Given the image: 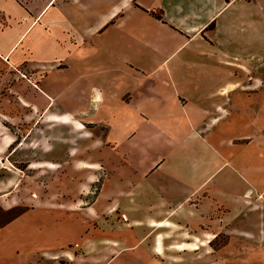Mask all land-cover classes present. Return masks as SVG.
Returning <instances> with one entry per match:
<instances>
[{
  "label": "crops",
  "instance_id": "obj_1",
  "mask_svg": "<svg viewBox=\"0 0 264 264\" xmlns=\"http://www.w3.org/2000/svg\"><path fill=\"white\" fill-rule=\"evenodd\" d=\"M2 132L0 155L100 178L83 209L116 250L264 252V0H0ZM78 214L50 220L84 246Z\"/></svg>",
  "mask_w": 264,
  "mask_h": 264
},
{
  "label": "rangeland",
  "instance_id": "obj_2",
  "mask_svg": "<svg viewBox=\"0 0 264 264\" xmlns=\"http://www.w3.org/2000/svg\"><path fill=\"white\" fill-rule=\"evenodd\" d=\"M10 121L12 124L5 120L3 123L7 132L16 136V144L26 128L19 121ZM3 135L6 134L0 133V137ZM27 149L24 145L22 155L27 159L8 152L0 155V264H264V252L247 253L241 259L226 255L223 249H218L226 242L223 235L211 242L214 253L201 254L184 262L151 255L143 242L116 250L112 241L99 236L117 233L120 231L116 228L118 224L111 222L109 217L95 222L93 209H83L92 203L100 178L89 185V180L94 178L92 171L85 170L81 162L73 165L70 161V164L64 161V176H55L50 171V161L41 158L44 144L39 146L40 153L35 148L33 153L26 154ZM82 171H88L87 175L78 173ZM63 183H67V189ZM61 210L70 211L76 218H79L78 211H89L94 219L88 227L89 235L93 236H88L91 240L86 245L81 246L73 234L64 238L66 229L64 225L60 227V222L65 218L59 223L50 220V212ZM72 220L76 219L72 217ZM76 226L82 229L86 223L78 219ZM119 234L125 237L124 232Z\"/></svg>",
  "mask_w": 264,
  "mask_h": 264
},
{
  "label": "trees",
  "instance_id": "obj_3",
  "mask_svg": "<svg viewBox=\"0 0 264 264\" xmlns=\"http://www.w3.org/2000/svg\"><path fill=\"white\" fill-rule=\"evenodd\" d=\"M156 16H158V14H156Z\"/></svg>",
  "mask_w": 264,
  "mask_h": 264
}]
</instances>
